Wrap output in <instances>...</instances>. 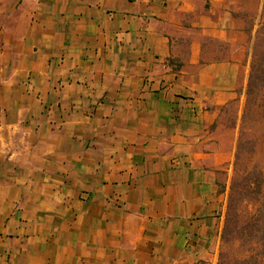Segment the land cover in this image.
Segmentation results:
<instances>
[{"label":"crops","instance_id":"0c3cea01","mask_svg":"<svg viewBox=\"0 0 264 264\" xmlns=\"http://www.w3.org/2000/svg\"><path fill=\"white\" fill-rule=\"evenodd\" d=\"M246 0H0V264H217Z\"/></svg>","mask_w":264,"mask_h":264},{"label":"trees","instance_id":"16d2710c","mask_svg":"<svg viewBox=\"0 0 264 264\" xmlns=\"http://www.w3.org/2000/svg\"><path fill=\"white\" fill-rule=\"evenodd\" d=\"M264 20V7L261 14ZM264 31L260 25L253 46L252 62L245 87L246 116L264 108V51L259 50L258 41ZM239 136L234 159L235 175L228 192L223 227L222 249L217 264H264V175L256 167L243 166L241 156L245 141Z\"/></svg>","mask_w":264,"mask_h":264},{"label":"rangeland","instance_id":"374dc122","mask_svg":"<svg viewBox=\"0 0 264 264\" xmlns=\"http://www.w3.org/2000/svg\"><path fill=\"white\" fill-rule=\"evenodd\" d=\"M263 7L264 0H246L244 11L240 13L242 27L246 32V38L243 40V47L248 56L249 67L252 62L253 46L256 41L257 30L264 22L261 18ZM258 45L259 50L264 51V31L261 35V40L259 39L258 41ZM244 107L245 90L242 94L241 101L228 104L223 108L222 117L220 119L221 131L225 140L227 142L230 141L233 132L235 133L236 139L231 169L227 176V187H229L230 181L235 175L233 163L237 142L241 134H243L241 139L245 141V150L241 156V163L248 169L256 167L261 170L264 175V108L258 110L256 114H247L244 124L242 122ZM221 249L222 244L220 245V250Z\"/></svg>","mask_w":264,"mask_h":264}]
</instances>
